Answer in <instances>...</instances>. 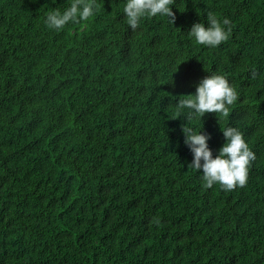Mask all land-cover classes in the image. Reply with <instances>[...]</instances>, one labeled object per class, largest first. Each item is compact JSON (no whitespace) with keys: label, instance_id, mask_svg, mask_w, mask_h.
Returning a JSON list of instances; mask_svg holds the SVG:
<instances>
[{"label":"trees","instance_id":"obj_1","mask_svg":"<svg viewBox=\"0 0 264 264\" xmlns=\"http://www.w3.org/2000/svg\"><path fill=\"white\" fill-rule=\"evenodd\" d=\"M71 0H0V264H264V0H172L133 30L124 0L49 29ZM228 18L215 48L187 37ZM209 73L237 92L226 115L255 153L247 183L205 187L176 112Z\"/></svg>","mask_w":264,"mask_h":264},{"label":"clouds","instance_id":"obj_2","mask_svg":"<svg viewBox=\"0 0 264 264\" xmlns=\"http://www.w3.org/2000/svg\"><path fill=\"white\" fill-rule=\"evenodd\" d=\"M95 0H71L63 10L53 8L46 13L44 23L49 29L60 30L66 24L88 19L97 10ZM122 12L126 25L133 32L142 20L155 16L166 17L174 25L175 14L172 0H124ZM228 18L218 19L208 12L205 21L194 22L187 30V37L195 44L215 48L226 41L230 28ZM237 99V92L222 74L209 73L195 84V92L187 98L179 96L174 104L176 112L183 116L186 123L180 125L183 143L191 153L188 168L197 170L205 187L218 184L225 191L242 187L247 183L249 166L255 153L249 147L243 133L233 126L221 127L225 142L213 155L209 147L211 134L202 128L197 130L193 123L202 120L206 113L226 115L229 106Z\"/></svg>","mask_w":264,"mask_h":264}]
</instances>
